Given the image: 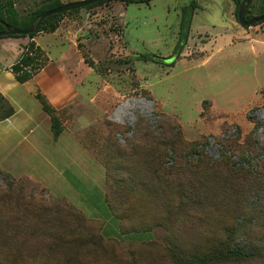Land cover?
I'll list each match as a JSON object with an SVG mask.
<instances>
[{"label": "rangeland", "instance_id": "rangeland-1", "mask_svg": "<svg viewBox=\"0 0 264 264\" xmlns=\"http://www.w3.org/2000/svg\"><path fill=\"white\" fill-rule=\"evenodd\" d=\"M45 1L14 7L23 17ZM192 2L180 57L141 60L173 55ZM262 9L250 0L245 18ZM68 18L72 43L74 30L37 41L69 61L79 96L44 112L38 156L0 171V264H264V140L252 119L264 109V23L239 25L232 0L109 2ZM8 39L0 67L17 60ZM52 204L68 233L40 215ZM238 249L248 258L222 256Z\"/></svg>", "mask_w": 264, "mask_h": 264}, {"label": "crops", "instance_id": "crops-1", "mask_svg": "<svg viewBox=\"0 0 264 264\" xmlns=\"http://www.w3.org/2000/svg\"><path fill=\"white\" fill-rule=\"evenodd\" d=\"M74 23V20L65 17L57 30L47 35L61 39L63 30H74L75 33L69 32L67 37L72 43L79 32ZM42 35L37 34L33 39H8L11 47L16 49L17 60L7 67H0V95L14 110L12 117L0 122V171L9 175L14 169H21L24 161L40 154L41 141L48 144V135L43 133L47 122L43 121L45 116L35 99L36 93H41L55 111H63L79 96V88L67 72L69 61L62 57L56 64L52 62L37 41ZM4 43L8 46L6 40ZM29 43H34L35 47L43 51L47 64L32 79L19 84L10 68L18 61L22 48ZM60 62L66 66L65 69L60 66ZM48 70L50 73L45 75Z\"/></svg>", "mask_w": 264, "mask_h": 264}, {"label": "trees", "instance_id": "trees-1", "mask_svg": "<svg viewBox=\"0 0 264 264\" xmlns=\"http://www.w3.org/2000/svg\"><path fill=\"white\" fill-rule=\"evenodd\" d=\"M151 0H100L99 2L90 5L88 7H85L83 9H92L95 7H100L101 5H104L109 2H120L124 4H131V3H145L149 2ZM235 4V17L237 19V12H238V4L241 2V0H232ZM63 4L60 2V0H46L41 6H39L37 9H35L33 12L21 17L19 16L18 12L16 11L14 7V0H0V22L3 24H6L16 30L23 31L27 29L30 24L41 14L51 11L54 9H57L58 7L62 6ZM197 9V5L192 2L187 8H185L182 12L181 21L179 24V37L177 44L173 50V57H159L156 55L151 54H142L140 55V59L143 61H149L157 65H163L164 62L175 59L177 60L180 57V54L187 42L188 33L190 30V18L193 15L194 11ZM82 10V9H81ZM248 10V9H247ZM247 10L245 12V15L247 13ZM80 10L76 11H70L67 13H64L62 15H54L50 16L47 19L43 21L41 24V27L39 31L35 34H31L27 36L29 39H33L37 34H51L54 33L59 23L65 18L70 17L76 13H78ZM264 15V9H262V12L260 16ZM246 19V18H245ZM253 19V18H251ZM251 19H246L247 21H250ZM4 28L0 24V32H3ZM2 38H24L18 37V36H12V37H2ZM45 55L43 51H41L39 48L35 47L34 43H29L25 47L22 48L21 55L18 59V61L10 68L11 74L14 76L15 80L19 84H23L30 79H32L39 71L43 69V67L47 64V58L43 59L42 61H38V58L40 56ZM175 62V61H174ZM174 62L172 64H174ZM35 99L39 102L41 109L43 113L51 114L53 111H55L49 103L46 101L45 97L41 93H36ZM0 105L2 107V110L4 111L2 115L0 116V122L5 121L12 117L14 115V110L12 106L0 95ZM53 136L56 137V135L59 134V130H56L54 127L53 130ZM196 146V145H195ZM200 146H202L200 144ZM197 147V146H196ZM199 147V146H198ZM13 184H16L17 181L11 180ZM41 207V206H38ZM56 204H52L49 207H46L45 209L39 208V213L41 216H44L46 218L47 222L52 223L54 220L60 223V229H62L64 232H67L66 224L65 222H61V220L57 219V215L61 216V211ZM39 218V217H38ZM62 219V218H61ZM6 226V224H5ZM4 224L0 223V233H2L5 229ZM7 229V228H6ZM5 229V231H6ZM68 233V232H67ZM229 254L222 255L225 258H228L230 260H244V258H248V255L242 253L241 249H238V251H229ZM221 256V255H220ZM217 256L215 260H219V257ZM222 258V257H221Z\"/></svg>", "mask_w": 264, "mask_h": 264}, {"label": "water", "instance_id": "water-1", "mask_svg": "<svg viewBox=\"0 0 264 264\" xmlns=\"http://www.w3.org/2000/svg\"><path fill=\"white\" fill-rule=\"evenodd\" d=\"M99 1L100 0H83V1H79V2L63 4L62 6L58 7L57 9L47 11V12L41 14L40 16H38L30 24V26L23 31L16 30V29L0 22V24L4 28V31L0 32V38L12 37V36L27 37L31 34L37 33L39 31L43 21L45 19H47L48 17L54 16V15H62L64 13H67L70 11L81 10V9L88 7L90 5H93ZM141 1H143V0H141ZM249 4H250V0H241V2H239V4H238L237 22L239 23V25H241L242 27H252V26H255L259 23H264V15L253 18L250 21H247L245 19V12L248 9Z\"/></svg>", "mask_w": 264, "mask_h": 264}, {"label": "built area", "instance_id": "built-area-1", "mask_svg": "<svg viewBox=\"0 0 264 264\" xmlns=\"http://www.w3.org/2000/svg\"><path fill=\"white\" fill-rule=\"evenodd\" d=\"M252 119L258 123L254 133L259 140H264V109L255 111Z\"/></svg>", "mask_w": 264, "mask_h": 264}]
</instances>
